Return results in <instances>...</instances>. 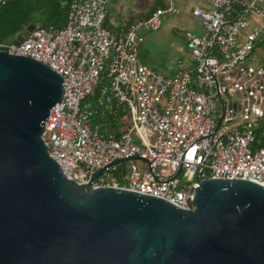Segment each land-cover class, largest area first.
<instances>
[{
    "label": "built area",
    "instance_id": "1",
    "mask_svg": "<svg viewBox=\"0 0 264 264\" xmlns=\"http://www.w3.org/2000/svg\"><path fill=\"white\" fill-rule=\"evenodd\" d=\"M111 1L71 0L63 27L34 25L20 41L0 42V50L34 59L62 79L61 102L41 134L61 173L182 209L193 208L194 189L207 178L264 184V138H255L264 115V67L255 47L264 39V0H196L206 7L191 10L202 33L184 32L189 61L177 62L172 75L141 63L137 51L142 31L178 13L174 0L115 28L105 24ZM102 79L101 101L126 111L119 137L93 124L91 108L82 105Z\"/></svg>",
    "mask_w": 264,
    "mask_h": 264
},
{
    "label": "water",
    "instance_id": "2",
    "mask_svg": "<svg viewBox=\"0 0 264 264\" xmlns=\"http://www.w3.org/2000/svg\"><path fill=\"white\" fill-rule=\"evenodd\" d=\"M62 93L51 68L0 50V264H264L263 183L207 178L182 209L67 179L41 138Z\"/></svg>",
    "mask_w": 264,
    "mask_h": 264
},
{
    "label": "trees",
    "instance_id": "3",
    "mask_svg": "<svg viewBox=\"0 0 264 264\" xmlns=\"http://www.w3.org/2000/svg\"><path fill=\"white\" fill-rule=\"evenodd\" d=\"M70 3L71 0H5L0 5V42L5 43L14 39L30 23L44 27H63ZM164 5V0H154L149 13ZM130 23L131 21L124 25L127 27ZM255 47L264 49V39L258 41ZM258 62L264 67V58H258ZM105 82V79H102L94 93L83 99L82 105L87 104L91 108L93 124L100 123L115 137H119L127 124V120L124 119L126 111L121 110L114 102L101 101L100 87ZM255 138L258 144L262 143L264 115L260 128L255 132Z\"/></svg>",
    "mask_w": 264,
    "mask_h": 264
},
{
    "label": "rangeland",
    "instance_id": "4",
    "mask_svg": "<svg viewBox=\"0 0 264 264\" xmlns=\"http://www.w3.org/2000/svg\"><path fill=\"white\" fill-rule=\"evenodd\" d=\"M133 0H116L115 3H129ZM154 0H135L139 3L140 8L144 10L149 8V4L153 3ZM126 5V4H125ZM191 26L188 24V20L183 19V14L179 13L177 15L168 16L165 20L162 21V25L159 29L154 31L141 32V36L144 35V40L139 45V54L143 56L142 62L148 66H152L153 62L170 60V62H175L173 57H182L185 55L187 48L185 45V40L183 34L186 30H192L196 35H201L202 28L200 21L192 17ZM173 23H169V22ZM175 24L176 28L171 29V25ZM145 48L147 51L142 50ZM256 55L259 59L264 58V49H256ZM142 54V55H141ZM144 54V55H143ZM175 65V63H174ZM162 74H166L163 71L154 69ZM168 75V74H166Z\"/></svg>",
    "mask_w": 264,
    "mask_h": 264
},
{
    "label": "crops",
    "instance_id": "5",
    "mask_svg": "<svg viewBox=\"0 0 264 264\" xmlns=\"http://www.w3.org/2000/svg\"><path fill=\"white\" fill-rule=\"evenodd\" d=\"M115 1L116 0L111 1L110 5L108 7V10H107V16H106L105 24L110 28L122 26L126 23H129L130 21L133 22L135 20H138V19H141V18L148 16L149 12L152 9V4H153V3L149 4L150 5L149 8L144 10L143 8H140L139 3L135 2V0H133L132 2H129V3H122V4H121V2H119L117 4V6H115L116 5ZM174 2H175L176 7L178 8V13L171 14V15H177L179 13H182L183 19L188 20V22L190 21V23H188L190 26H191L190 18L194 17L191 14V10L195 7L206 8L203 3L196 1V0H174ZM164 3H165V0H164ZM171 15H168V16H171ZM169 23H173V22L171 21ZM169 25H171V29L176 28L175 24H169ZM186 31L193 32L190 29H188ZM143 40H144V35H142V41ZM144 49L145 48H143L142 50H144ZM146 51L147 50L145 49L144 52H146ZM139 52H140V50L138 48V51H137L138 59L141 63H143L142 62L143 56H140ZM174 59H175V62H173V63L170 62V60H166L164 62L155 61V62H153L152 66H149V67H151L152 69H158L160 71H163L168 75H172L175 71L177 62H182L183 64L188 63V61H189L188 51H186L184 56H182L180 58L179 57H173V60ZM174 63H175V65H174ZM143 64L148 66L145 63H143Z\"/></svg>",
    "mask_w": 264,
    "mask_h": 264
}]
</instances>
